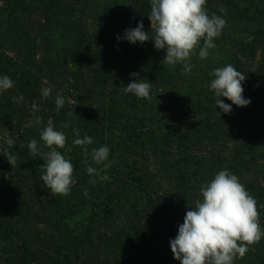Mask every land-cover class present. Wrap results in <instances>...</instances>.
<instances>
[{"label": "trees", "instance_id": "obj_1", "mask_svg": "<svg viewBox=\"0 0 264 264\" xmlns=\"http://www.w3.org/2000/svg\"><path fill=\"white\" fill-rule=\"evenodd\" d=\"M205 7L226 25L207 59L197 48L185 74L181 64L162 63L166 49L156 50L153 40H117L141 21L151 31L150 0H0V77L15 82L0 92V137L4 129L10 132L15 143L9 151L16 156L13 167L0 153V264H98L94 249L102 264H121L119 258L136 249L141 264H171L149 254L194 207L201 185L221 170L235 174L255 198L264 228V172L249 174L251 164L264 170V0H207ZM228 64L246 76L243 96L251 102L223 113L210 73ZM132 73L151 82L150 101L123 92L136 79ZM58 76H66L67 88L53 85ZM248 80L256 85L249 93ZM44 88L51 89L47 98ZM58 93L65 98L59 112ZM20 95L23 101L14 103ZM49 118L67 137L57 150L74 166L66 198L43 184V155L28 149L35 139L50 151L40 139ZM74 128L80 138H93L89 150L109 147L110 167L88 157L99 175L87 173L83 150L72 143ZM6 147L0 138V152ZM144 159L154 170L162 164L171 172L172 195L156 190ZM81 213H87L86 223L70 226ZM103 223L114 227L113 234L96 245L95 225ZM248 251L264 264V238Z\"/></svg>", "mask_w": 264, "mask_h": 264}, {"label": "clouds", "instance_id": "obj_2", "mask_svg": "<svg viewBox=\"0 0 264 264\" xmlns=\"http://www.w3.org/2000/svg\"><path fill=\"white\" fill-rule=\"evenodd\" d=\"M206 2L207 0H150L151 11L148 18L151 31L145 32L141 21L135 28L126 29L123 37L118 35L117 40L125 39L132 44H143L151 39L156 50L166 49L163 64H181V71L190 73L193 67L191 57L196 54L197 48L199 58L207 59L209 50L216 47L214 39L221 35L226 25V20L221 16L215 13L209 16ZM220 11L227 14L224 7H221ZM131 75L136 79L122 86L123 92L150 101L151 82L140 79L138 73ZM210 75L214 79L209 87L215 94L216 107L223 113H230L232 108L230 104L224 103L221 97L227 98L237 107L250 104L251 101L243 96L242 82L246 76L233 65L216 68ZM14 83L7 75L0 77V92L13 88ZM50 94V88L42 89L44 98ZM23 99V95L13 97V102L19 104ZM55 104L57 112L65 105V98L59 93L55 97ZM32 111H39L35 101L32 103ZM216 113L220 117V113ZM69 115H74V112ZM40 122L41 117L37 116L36 123ZM62 127L66 128L68 125L64 124ZM73 134L76 138L72 143L83 150L84 163L88 165L86 171L90 176L99 175V171L88 164L89 156L94 164L103 165L104 168L110 167L109 163H105L110 152L108 146L89 150L88 145L94 143L93 138L87 135L80 138L79 130L75 128ZM0 138L7 145L0 153L14 167L16 156L9 149L15 141L5 129ZM40 139L43 141V147L50 151L43 152L35 139L28 144L31 155H43L44 173L40 180L53 195L66 196L75 183L74 166L57 149L66 147L67 137L64 132L56 130L53 120L49 118L46 127L40 132ZM68 151H71V148H68ZM101 178L107 179L106 176ZM200 196L202 199H197L194 207H190L186 212L183 223L178 226V234L170 241L173 257L179 260L180 264H234L237 257L242 258L251 245L264 238L257 201L235 174L228 170L219 171L213 179L201 185Z\"/></svg>", "mask_w": 264, "mask_h": 264}, {"label": "rangeland", "instance_id": "obj_3", "mask_svg": "<svg viewBox=\"0 0 264 264\" xmlns=\"http://www.w3.org/2000/svg\"><path fill=\"white\" fill-rule=\"evenodd\" d=\"M52 83L55 87L59 88L60 90H62V87L67 88L66 76H58V78L55 81H52ZM50 84H51V82H50ZM255 88H256V85L254 84V82L252 80H248L246 92L249 93ZM224 102L226 104H230L231 108L235 107L234 104H232L229 100H227V98H225ZM256 156H257V154H256ZM261 163L262 162H259L258 165H260ZM254 165L255 164L249 165L250 166L249 167V174H252V176H260L264 172V170L260 169L258 167H254ZM143 167H144V170L146 172H149V174H147V175H149V177L151 178V182L155 185L156 190L158 192H160V194L162 192L163 193L168 192L172 195V189L171 188L173 185V177L169 175V174H171V172H169L167 168L163 167L161 164V169L157 168L156 170H154L153 167H155V166L150 161H148V159H144ZM66 197H67V195L65 196V198ZM199 199H202V198L199 197ZM187 210H188V208H187ZM121 212H122V210H121ZM121 215H123V213H120V216ZM184 216L185 215H180L179 219L175 221L174 225L171 224L170 227H168L166 238L164 240H162V242L159 245H155L156 246L155 250L153 251L152 254H149V255L156 256L157 260H159V261H162L164 259L165 261L168 260L171 264H180V261L174 259V257H173V254H172V251L170 248V241L172 239H174L176 237V235L178 234V226L183 223ZM86 220H87V213H81L80 215H77L70 220V224H71L70 226L79 227L78 225L86 223ZM118 224L122 225L123 222L119 221ZM141 225L143 227L149 226L147 223H144V222L141 223ZM113 228L114 227H111L110 225H107L104 223L101 225H99V224L95 225L94 238L96 240V245L107 242V238H108L107 234H110V235L113 234L112 233ZM93 253H95V261L99 262L98 264H102L101 263L102 261H99V259H98L99 258L98 253L95 251V249H94ZM132 253H134V255H131L130 253L125 252L127 259L119 258V262L121 264H141L142 260H140V257H141L140 250L136 249ZM109 255H110V253H108V255H106V257ZM4 257L5 256H3V255L1 256V258H4ZM111 260L107 264H112L113 259H111ZM237 262H238V264H256V258H255V256H253V254L250 253V251H248L242 258L237 257ZM92 264H94V263H92Z\"/></svg>", "mask_w": 264, "mask_h": 264}]
</instances>
